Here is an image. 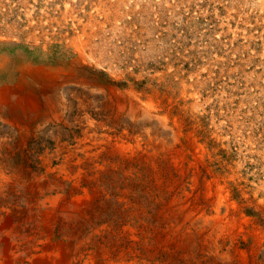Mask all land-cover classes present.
Returning <instances> with one entry per match:
<instances>
[{
    "label": "bare ground",
    "instance_id": "6f19581e",
    "mask_svg": "<svg viewBox=\"0 0 264 264\" xmlns=\"http://www.w3.org/2000/svg\"><path fill=\"white\" fill-rule=\"evenodd\" d=\"M93 19L65 20L43 42L0 37V124L10 129L0 137V196L20 180L4 163L6 144L42 141L18 227L0 204V264H264L260 139L208 127L198 75L173 69L191 52L169 51L175 60L148 79L95 60L109 21ZM135 31L126 36L143 39ZM70 87L82 95L73 93L75 115ZM101 199L106 212L95 208Z\"/></svg>",
    "mask_w": 264,
    "mask_h": 264
},
{
    "label": "rangeland",
    "instance_id": "374dc122",
    "mask_svg": "<svg viewBox=\"0 0 264 264\" xmlns=\"http://www.w3.org/2000/svg\"><path fill=\"white\" fill-rule=\"evenodd\" d=\"M96 5H102V14H97ZM0 7L6 12L0 14V37L13 34L18 37L19 45L52 38L54 32L58 33L60 23L73 17L109 21L92 46L94 58L105 66L121 61L128 63L127 69L120 70H130L136 79H148L155 69L163 70L170 59L169 51L191 52L187 60L178 62L172 58L167 62L175 60L173 69L184 73L185 78L198 75L194 89L202 91L200 100L208 127L217 132H244L246 135L254 132L260 146H264V0H0ZM14 26H18V32L13 29L10 32ZM133 28L137 37L143 39L133 41L126 36ZM128 43L125 49H129L125 52L122 48ZM99 78L105 82L101 74ZM144 84H140L139 89ZM70 90L64 98L71 101L75 115L76 98L82 95L72 87ZM74 92L79 97L73 96ZM31 117L25 109H18V121L30 123L32 129ZM8 134L10 129L0 124V137ZM234 139L232 137V146L237 142ZM33 141L30 138L22 148L15 141L5 146L7 161L4 163L11 173L17 171L20 180L6 189L5 197L0 196V204H7L4 219L12 220L17 227L20 215L27 214L25 201L29 202L33 194L25 182L29 169H35L36 143L42 144L41 140ZM105 204L101 199L99 207L95 208L106 212Z\"/></svg>",
    "mask_w": 264,
    "mask_h": 264
}]
</instances>
